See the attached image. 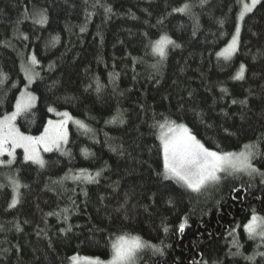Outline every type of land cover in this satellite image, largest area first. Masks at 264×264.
Here are the masks:
<instances>
[{
	"label": "trees",
	"instance_id": "1",
	"mask_svg": "<svg viewBox=\"0 0 264 264\" xmlns=\"http://www.w3.org/2000/svg\"><path fill=\"white\" fill-rule=\"evenodd\" d=\"M185 2L190 11H173ZM41 9L45 24L33 15ZM240 9L237 0H0V117L28 84L34 53L37 99L18 117L20 130L41 133L54 110L91 129L71 123L67 148L47 152L44 167L22 150L0 165V264L109 259L121 235L148 245L137 264H264V242L243 227L253 212L264 217V178L221 173L197 193L162 175L158 125L166 121L211 150L257 144L264 172V0L244 18L231 59L217 56ZM162 34L179 45L164 59L152 51ZM241 64L244 78L232 79ZM80 169L101 174L91 183L66 178ZM8 177L27 185L14 208Z\"/></svg>",
	"mask_w": 264,
	"mask_h": 264
},
{
	"label": "snow or ice",
	"instance_id": "2",
	"mask_svg": "<svg viewBox=\"0 0 264 264\" xmlns=\"http://www.w3.org/2000/svg\"><path fill=\"white\" fill-rule=\"evenodd\" d=\"M99 2V0H97ZM207 0H200L201 5L205 4ZM261 2V0H237V3L241 5V11L238 13L237 19L243 21L247 13H251L253 9ZM192 5L185 2L181 7L173 9L176 12H188ZM27 8L25 12L27 13ZM106 12H111V8L105 9ZM34 16L38 17L35 20L38 24H45L47 22L46 9H41L39 12H34ZM81 32L85 31L84 27H81ZM241 25L237 23L235 25L234 34L231 37V41L228 45L220 52L217 56L223 57L225 60H230L231 57L238 50L240 42ZM27 39V36L24 37ZM55 39V38H54ZM169 45L178 47L175 41L172 40L167 34H162L157 40L152 42V51L158 55L161 59L166 58L167 48ZM32 65L38 63L35 55L30 57ZM153 67H156L153 65ZM246 66L241 64L238 72L232 79L240 80L244 78ZM26 75L31 79L32 76L29 69H25ZM6 76L0 73V83L3 82ZM99 83H97V91H99ZM222 91H227L222 89ZM35 97L31 94H24L20 99L17 100L15 105V111L5 114L0 117V155L7 153L10 159L7 161L11 164L15 158V150L18 147L24 149V160L32 161L33 163L39 164L41 167L45 166L44 159L40 156V147L43 146L44 151H52L53 148L60 149L62 143L67 142V131L65 129L66 121L54 123L53 121L48 122V126L45 127L44 132L39 136L25 135L20 132L15 125L17 116L27 111L34 101ZM232 103H237L233 100ZM246 103V101H241ZM54 109L49 108V111ZM65 117H69L68 113H63ZM70 118V117H69ZM115 120V117L113 118ZM123 122V121H121ZM76 123L85 130V132L91 131L86 124L81 121ZM162 130L159 137L160 146L162 148L163 155V172L162 175L165 179L175 180L182 184L186 188L193 192H200L207 185L217 183L221 180V173L232 174H247L249 177L256 175L264 178V172L255 166L254 161L261 153L257 150L258 145L255 143L245 144L240 151H223V150H211L205 147L196 135L193 134L192 130L184 124H176L175 121H166L164 124L158 125ZM225 131H227L225 129ZM115 151V149H113ZM5 161L0 160V164ZM100 171L95 173L93 176L88 170L80 169L76 175L68 176L73 180H83L84 182H95L96 177L100 176ZM8 180L13 189V196L8 204L9 208H14L19 203L20 188L27 187V185H21L18 178L8 177ZM264 183V179L261 181ZM3 187V185H0ZM86 194V193H85ZM64 213H67V209H63ZM58 215V213H48V215ZM65 220L68 216L65 215ZM27 223V221H25ZM186 220L184 223L179 225V230L182 232L185 229ZM2 227V226H0ZM245 231L249 237L255 239L260 237L261 241L264 242V217L258 216L253 212L250 220L244 226ZM17 230H21L19 225H16ZM64 231V229H61ZM167 231V229H165ZM236 244L237 252L233 255H240L239 247ZM146 243L142 241L139 236H127L121 235L113 241L112 257L107 264H135L137 253L140 249L147 247ZM154 247V246H153ZM160 251V249H156ZM264 256V253H258ZM72 264H77L78 257L72 256ZM247 260H254V256L245 257ZM89 264H104L99 258L90 259Z\"/></svg>",
	"mask_w": 264,
	"mask_h": 264
},
{
	"label": "rangeland",
	"instance_id": "3",
	"mask_svg": "<svg viewBox=\"0 0 264 264\" xmlns=\"http://www.w3.org/2000/svg\"><path fill=\"white\" fill-rule=\"evenodd\" d=\"M249 2H250V0H249ZM242 9H240V11H241ZM248 14V13H247ZM246 14V15H247ZM246 15H245V17H246ZM238 23H240V25H241V27H242V24H243V21H239L238 20ZM227 46V45H226ZM225 46V47H226ZM224 47V48H225ZM224 48H222L220 51H222ZM238 48H239V46H238ZM236 53V52H235ZM33 55H35L34 53H32V54H30V56H33ZM36 57V56H35ZM223 58V57H222ZM30 64H31V61L29 62V63H27V64H25V69H29V72H30V74H31V76H32V78L31 79H29L28 78V75H27V79H28V84L26 85V86H24L23 87V89L21 90V92H20V95H19V97H18V99H20L21 97H22V95H24V94H31L32 96H34L35 97V99H34V101H33V103H32V106L28 109V110H30V109H32L34 106H35V104H36V94L30 89V86L33 84V82L35 81V79H36V75L35 74H32V72H31V70H30ZM35 65H37V64H35ZM27 110V111H28ZM13 111H15V107H14V109L11 111V112H13ZM11 112H9V113H11ZM26 112V111H25ZM9 113H7V114H9ZM24 113V112H23ZM54 113L56 114V116L55 117H52V118H50V120L51 121H53L54 123H58V122H64V121H66V124H65V129H66V131H67V142L66 143H62L61 144V147H60V149H56V148H53L52 149V151H54V150H65L66 148H67V145H68V142H69V138H70V125H71V123H75V124H77L76 123V121H81L80 119H78L77 117H75V116H73L72 115V113L71 112H69V111H58V110H54ZM63 113H68L69 114V117H65L64 115H63ZM22 114V113H21ZM20 114V115H21ZM19 115V116H20ZM19 116H17V118H16V120H15V125H16V127L19 129V131L20 132H22V133H24L22 130H20V128H19V126H18V123H17V119H18V117ZM49 120V121H50ZM48 121V122H49ZM81 122H83V121H81ZM84 123V122H83ZM85 124V123H84ZM78 125V124H77ZM46 126H48V123H47V125ZM79 126V125H78ZM80 127V126H79ZM164 131H166V129L164 130ZM44 132V130L41 132V133H43ZM41 133H39V134H28V133H24L25 135H30V136H39ZM18 150H22L23 151V154H24V149L22 148V147H18V148H16V150H15V158L17 157V154H18ZM47 152H51V151H47ZM46 151H44L43 150V146H41L40 147V156L44 159V161H45V154L47 153ZM15 158H14V160H15ZM10 159V157H8V155H7V153H5L4 155H0V160H2V161H5V163H7V161ZM13 160V161H14ZM1 165V164H0ZM210 185V184H209ZM208 186V185H207ZM206 186V187H207ZM147 245V244H146ZM149 249V247L147 246V247H145V248H142V249H140L139 251H138V253H137V256H136V259H135V264H137V262H138V259L140 258V254L141 253H144L145 251H147ZM112 257V256H111ZM111 257L109 258V259H101V258H99L101 261H103L104 262V264H107V262L111 259ZM90 259H95V258H82V257H78V262H77V264H89V260ZM72 264V263H71Z\"/></svg>",
	"mask_w": 264,
	"mask_h": 264
}]
</instances>
